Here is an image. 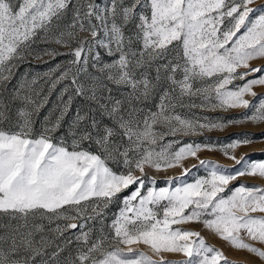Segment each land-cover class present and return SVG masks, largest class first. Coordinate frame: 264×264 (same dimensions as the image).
Here are the masks:
<instances>
[{"label":"snow or ice","instance_id":"6c2138e0","mask_svg":"<svg viewBox=\"0 0 264 264\" xmlns=\"http://www.w3.org/2000/svg\"><path fill=\"white\" fill-rule=\"evenodd\" d=\"M255 3L0 0V264H173L163 253L230 264L199 232L174 227L189 222L264 260L246 242L264 244V187H229L264 178V159L234 154L264 131L179 139L264 124V92L254 91L264 67L251 65L264 59V5ZM234 109L246 111L205 114ZM189 158L199 161L192 175ZM176 167L181 175L162 183L152 175ZM141 244L152 255L133 248Z\"/></svg>","mask_w":264,"mask_h":264},{"label":"rangeland","instance_id":"374dc122","mask_svg":"<svg viewBox=\"0 0 264 264\" xmlns=\"http://www.w3.org/2000/svg\"><path fill=\"white\" fill-rule=\"evenodd\" d=\"M261 5H264V0H256V3L252 5V7H259ZM255 15V13H253ZM62 52L66 51V49L61 48ZM47 59V58H45ZM66 59L64 56L57 57L55 60H51L50 64H55L59 60ZM49 63L41 62H32V68L36 70H44L50 66ZM252 67H264V59H256L251 62ZM27 64H23L20 66L19 71L17 72V75L15 78H13L11 84L9 85V88H11L13 85L16 84L17 79H19L20 73L24 72L25 68H27ZM240 71H244V69H240ZM251 78V77H249ZM235 83L240 84L242 81H235ZM254 91H257L258 93L264 92V86H256L254 87ZM246 99L253 100L251 96H246ZM55 100V93L52 95V100L49 102V104L43 108L39 113V118L36 120V126L37 128L40 127V121L45 116L46 113H48L49 109L52 106V101ZM246 110L244 109H234L229 111H216V112H207L206 115L209 116H223L226 118L230 117H236L243 114ZM262 131H264V124L256 125L252 123H244L239 126H230L226 128L223 131H211V132H204L203 135H196V136H186V137H180L179 139H183L185 142L189 140L193 141H203L205 139L208 140H217V141H225L232 137L235 134L239 133H253L259 135ZM167 139H172L171 137H168ZM235 156L237 158L241 157H249L253 160H262L264 159V141L262 142H256L249 144L247 146H241L238 147L235 150ZM198 157L200 159L212 161L215 163H218L226 168H235L237 165L234 164V162L230 159L225 158L219 151H201L198 153ZM193 165H196L197 168H199V161L194 158H189L183 162V168H189L192 169V172L189 173V175H192L196 171L195 168H192ZM115 168V165H112ZM152 171V170H150ZM182 173V168L176 167L168 169L167 171H160L155 172L152 171V175H154L157 179L158 184L162 183L163 180L167 177H178ZM245 183L249 186H260L264 187V178H261L259 176L251 177V176H244L238 178L236 181H234L232 184L229 185V187H233L236 184ZM134 187V186H133ZM128 191H131V188L128 189ZM126 192L121 193V195H126ZM119 205L113 204L111 205L106 211L111 214ZM253 215L259 216L262 215L260 213H255ZM111 219V215H109V220ZM108 221H106L107 223ZM174 227H180L186 230H192L197 231L200 233V235L205 239V242L213 246L214 248L220 250L224 256L227 258V261L230 262V264H264V260H261L258 256L255 254H252L248 252L247 250H238L234 246H232L228 241L223 240L220 236L215 234L214 232L208 230L205 228V226L202 223L197 222H189L182 225H177ZM39 235L37 234V239H39ZM246 242L252 244L255 247L264 249V244H261L256 241L247 240ZM133 248L138 251H143L148 253L149 255H152L150 249L141 244V245H133ZM48 251H51V248L48 249ZM127 251V249H125ZM163 258L165 260H170L173 262V264H178L179 261H182L185 259V257L182 254L178 253H163ZM40 257L38 256L36 258V264H39ZM153 259H158L157 257L153 256ZM221 264H224V261H221Z\"/></svg>","mask_w":264,"mask_h":264}]
</instances>
